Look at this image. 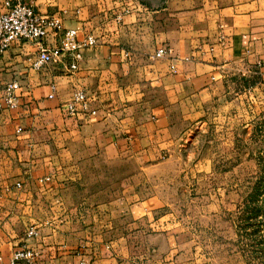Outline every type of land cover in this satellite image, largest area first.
<instances>
[{
    "label": "crops",
    "instance_id": "obj_1",
    "mask_svg": "<svg viewBox=\"0 0 264 264\" xmlns=\"http://www.w3.org/2000/svg\"><path fill=\"white\" fill-rule=\"evenodd\" d=\"M30 1L96 43L76 72L33 69L32 44L0 55V105L20 85L18 108H0V264L25 246L34 264H145L132 251L172 249L176 230L132 177L147 184L203 116H256L243 108L264 104V0ZM76 90L95 116L67 111Z\"/></svg>",
    "mask_w": 264,
    "mask_h": 264
},
{
    "label": "rangeland",
    "instance_id": "obj_2",
    "mask_svg": "<svg viewBox=\"0 0 264 264\" xmlns=\"http://www.w3.org/2000/svg\"><path fill=\"white\" fill-rule=\"evenodd\" d=\"M243 112L256 116L201 117L147 184L132 177V196L160 194L176 230L172 249H134L139 262L264 264V104Z\"/></svg>",
    "mask_w": 264,
    "mask_h": 264
},
{
    "label": "built area",
    "instance_id": "obj_3",
    "mask_svg": "<svg viewBox=\"0 0 264 264\" xmlns=\"http://www.w3.org/2000/svg\"><path fill=\"white\" fill-rule=\"evenodd\" d=\"M53 38L54 44L48 39ZM27 43L35 47L32 59V68L42 70L53 63L68 61V69L76 72L83 60L82 50L96 43L94 38L87 37L84 41L78 40V31L63 27L59 15L42 14L30 0H0V55L11 49L14 44ZM170 51L168 48L159 49L155 57L164 58ZM172 70L175 66L172 65ZM18 81L6 88L4 103L0 108L15 110L19 106L17 90ZM52 97V96H51ZM91 98L85 90L73 92L68 102L67 111L70 114H89L95 116L97 110L92 109ZM18 187H21L18 185ZM37 233L33 229L29 237ZM38 254L29 247H21L11 257V264H34Z\"/></svg>",
    "mask_w": 264,
    "mask_h": 264
}]
</instances>
